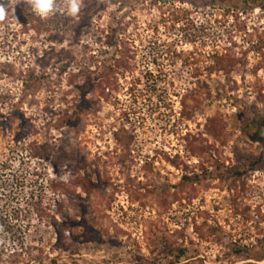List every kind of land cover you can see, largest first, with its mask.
I'll use <instances>...</instances> for the list:
<instances>
[{
    "label": "rangeland",
    "instance_id": "374dc122",
    "mask_svg": "<svg viewBox=\"0 0 264 264\" xmlns=\"http://www.w3.org/2000/svg\"><path fill=\"white\" fill-rule=\"evenodd\" d=\"M0 5V264H264V0Z\"/></svg>",
    "mask_w": 264,
    "mask_h": 264
},
{
    "label": "clouds",
    "instance_id": "9594fccd",
    "mask_svg": "<svg viewBox=\"0 0 264 264\" xmlns=\"http://www.w3.org/2000/svg\"><path fill=\"white\" fill-rule=\"evenodd\" d=\"M17 3L30 5L32 11L41 17H47L54 11H59L57 0H16ZM69 15L75 16L81 8L82 0H63ZM5 16V8L0 5V20Z\"/></svg>",
    "mask_w": 264,
    "mask_h": 264
}]
</instances>
